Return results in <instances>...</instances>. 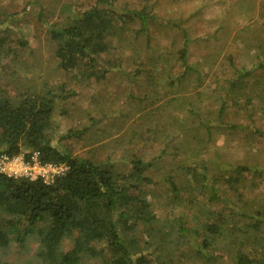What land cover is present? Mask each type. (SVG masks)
<instances>
[{"label":"trees","instance_id":"trees-1","mask_svg":"<svg viewBox=\"0 0 264 264\" xmlns=\"http://www.w3.org/2000/svg\"><path fill=\"white\" fill-rule=\"evenodd\" d=\"M117 2L95 0L87 8L71 10L61 24L52 22L48 30L59 70L68 77L78 73L83 81L97 84L105 82L110 74L125 72L130 83L145 86L143 90L150 87L153 95L146 93L143 99H165L173 106L175 95L182 92L183 78L196 71L188 63L186 44L174 51L172 41L169 46L163 44L168 37L159 30L153 31L157 16L147 8L127 9ZM40 6L37 20L48 25L45 20L49 7ZM17 14L0 13V64L9 54L7 41L19 22ZM176 59L183 71L174 76L175 69L168 63ZM11 65L0 69L4 78ZM230 65L225 75H215L217 82L208 83L209 89L194 92L198 100L189 104L187 112L194 121L193 130H198L194 137L197 141L182 145L184 164H174L170 171H184V203L189 208L197 204L193 191L205 192L209 201L203 208L205 219L190 225L181 216L173 228L157 221L148 187L156 183L153 167L164 159L167 150L151 158L146 152L130 151L116 163L118 166L107 157L94 158L90 152L74 155L65 142L85 129L60 134L55 121L57 108L59 115H67L65 106L70 91L66 84L55 88L44 83L42 90L12 93L7 80L0 83V154L37 152L42 161L68 165V170L52 183L0 173V264H82L85 259L102 264H174L176 257L196 258L204 264H264V201L251 205L256 197H247L248 176L261 175L264 167L246 159L224 160L219 148L207 145L219 133L238 130L264 140V106L253 103L264 88V57L251 67L236 66L233 61ZM211 69L206 73L212 75ZM197 78H201L200 72ZM235 112L236 122L224 120L226 114ZM154 113L152 119L148 117L144 130L147 135L143 130L134 132L144 139L147 149L159 138L162 143L166 133H159L169 123L173 129L178 128L177 119H166L169 112L165 107ZM245 119L247 123L243 124ZM178 130L187 133L185 122L184 128ZM172 141L170 137L164 143L169 145ZM175 159L171 155L169 161ZM212 164L213 175L209 179ZM171 174L164 180L180 198L181 191ZM221 202L222 206L216 208ZM230 215L246 220L242 228L233 231L229 244L220 248L219 239L227 234L226 217ZM140 225L144 226L143 241L138 232ZM172 232L176 241L166 240ZM32 243L37 244L38 262L4 258L11 249L17 254L30 252ZM168 243L172 244L168 247ZM219 249L227 250L228 255L223 258Z\"/></svg>","mask_w":264,"mask_h":264},{"label":"rangeland","instance_id":"rangeland-1","mask_svg":"<svg viewBox=\"0 0 264 264\" xmlns=\"http://www.w3.org/2000/svg\"><path fill=\"white\" fill-rule=\"evenodd\" d=\"M37 1L33 3L30 0H0V13L1 11L18 12L15 17L19 19L17 27L13 28L9 35L7 43L10 51L1 62L0 69L6 67L7 64L12 63V65L7 77L4 78L0 73V83L7 80L8 86L12 87V93L23 89L42 90L44 83H47L46 86H55V88L66 84L67 91H70L65 106L67 115H59L60 109L57 108L55 121L60 134H66L70 129H85L78 137L73 136L65 142L74 155H85L90 152L94 158L106 159L107 157L116 164L121 162L120 159L125 153H131L130 151L136 154L146 152L151 158L167 150V153L163 154L164 159L157 161L153 167L152 176L156 183L148 186L154 196L151 198L158 217L157 221L161 225L165 222L169 228H173L176 219L181 216L190 225L204 221L202 213L206 211L203 208L209 203L203 195L205 192L200 193L194 190L192 195L196 198L194 201L197 204H194V208H189L191 206H186L187 204L184 203V171L178 168L177 172L170 173L172 165L184 164L182 145H193V142L197 141L194 137L198 130H193L192 122L194 121L187 112V108L190 103L194 104L198 100L194 92L206 89L208 83L215 84L217 77L227 73L228 68L231 67V61L236 66L251 67L264 57V0H118L119 7L147 8L151 14L157 16L158 21L152 28L155 33L159 30L163 37L169 38L163 44L169 46L172 41L173 50L177 52L186 44L188 63L194 66L196 71L189 72L183 78L182 92L178 96L175 95L174 102L176 103L173 106L168 105L165 99H143L146 93L153 95L150 87L147 86V89L143 90L145 86L136 85V82L130 83L125 72L110 74V77L108 75L102 84H97L95 81H83L78 73L71 77L65 76L59 70L58 59L54 55L49 26L52 22L61 24L71 10L87 8L95 0ZM40 5L49 7L46 10L48 15L45 20L50 23L48 25L37 20ZM168 65L175 69L174 76L178 75L177 72L183 71L181 62L177 59L169 62ZM209 68L213 69L210 70L212 75L206 73ZM125 69L129 71L130 66ZM11 70L12 73H10ZM14 70H17L16 74ZM198 72L201 73L200 79L197 78ZM261 92L260 96L254 98L253 103L264 106V88ZM163 107L166 112H169L166 119L170 117L177 119L178 128L173 129L172 122L165 125L166 128L159 133L160 135L166 133L162 143L159 138L158 143H154L152 148L147 149L144 139L142 140L141 136L135 135L134 132L139 134L141 130H147L148 117L152 119L155 115L154 110ZM237 116L236 112L234 115L226 114L224 120L236 122ZM184 122L187 127L185 134L178 130L184 128ZM245 123H247L246 119L243 121V124ZM145 134L147 135L146 132ZM170 137L173 141L166 145L164 142ZM215 138L208 141L207 145H211V149L219 148L222 153L221 158L224 160L243 161L246 159L250 163L264 167V140L259 136L254 137L247 131L238 130L226 133V135L219 133ZM175 147L181 149L177 150ZM171 155L176 157L174 162L169 161ZM218 157L220 159V156ZM209 168L210 179L214 165H210ZM170 174L176 179L181 191L180 198L176 196L170 183L164 180ZM247 182L249 183L247 197H256L251 205L263 203L264 172L261 175L248 176ZM188 194L186 193L187 197ZM222 204V202L218 203L215 207L220 208ZM226 219L229 229H226L227 234L224 233L219 239L220 248L229 244L233 231L242 228L246 220V218H236L231 215ZM140 226L141 229L138 232L143 241L142 227L144 226ZM166 240L176 241L175 232H172ZM170 244L172 243H168V247ZM36 248L37 244L32 243L30 252L26 254H17L16 250L11 249L4 255V258L15 262H38L39 259L35 258ZM219 251L223 254V258L228 255L225 249H219ZM224 260L229 263L227 259ZM82 264L102 263L99 260L92 262L85 259ZM174 264L204 263L196 258L190 260L176 257Z\"/></svg>","mask_w":264,"mask_h":264},{"label":"built area","instance_id":"built-area-1","mask_svg":"<svg viewBox=\"0 0 264 264\" xmlns=\"http://www.w3.org/2000/svg\"><path fill=\"white\" fill-rule=\"evenodd\" d=\"M67 170L68 165L65 163L42 161L37 152L30 155L24 152L15 155L0 154V173L8 177L31 181L42 179L45 183H52Z\"/></svg>","mask_w":264,"mask_h":264}]
</instances>
